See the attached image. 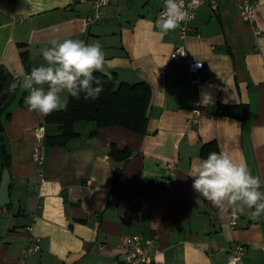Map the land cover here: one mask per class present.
<instances>
[{"label":"crops","instance_id":"obj_1","mask_svg":"<svg viewBox=\"0 0 264 264\" xmlns=\"http://www.w3.org/2000/svg\"><path fill=\"white\" fill-rule=\"evenodd\" d=\"M254 2L252 26L240 18L237 0L200 6L191 23L195 33L179 41L178 29L154 35L162 0H114L92 24L85 20L92 0H0V64L18 88L1 116L0 189L4 168L9 186L7 198L0 191V264H122L121 238L138 234L151 241L152 264H226L237 244L244 248L241 264H264V216L235 211L231 227L233 208L221 210L198 196L189 177L194 164L223 151L264 181V0ZM68 38L98 42L118 82L149 87L145 134L113 126L89 137L95 124L77 122L76 138L45 146V137L59 131L24 104L21 54L39 67L41 49ZM179 44L202 63L196 73L185 60L170 59ZM197 99L202 106L193 119ZM238 105L247 107L243 122L217 115L219 106ZM41 125L45 161L37 172L32 152ZM111 145L127 149V158H110ZM29 226L39 239L31 256Z\"/></svg>","mask_w":264,"mask_h":264},{"label":"clouds","instance_id":"obj_2","mask_svg":"<svg viewBox=\"0 0 264 264\" xmlns=\"http://www.w3.org/2000/svg\"><path fill=\"white\" fill-rule=\"evenodd\" d=\"M189 19L184 0H164V9L155 20L159 31L154 35L163 38ZM52 30L57 31V26L53 25ZM41 54L45 63L33 67L19 82L28 92L24 98L28 111L41 117L66 109L69 97L79 99L83 93L85 99H97L103 85L95 73L111 79L106 70L105 53L98 42L54 39L50 47L41 49ZM189 177L194 192L213 206L221 210L230 206L240 212L247 209L252 219L264 216V191L261 190L264 181L252 174L246 161L235 162L227 152L213 151L193 165Z\"/></svg>","mask_w":264,"mask_h":264},{"label":"trees","instance_id":"obj_3","mask_svg":"<svg viewBox=\"0 0 264 264\" xmlns=\"http://www.w3.org/2000/svg\"><path fill=\"white\" fill-rule=\"evenodd\" d=\"M21 60L27 73L33 67L30 66L26 53L21 54ZM111 76L95 73L96 78L102 81L103 91L97 99H85L82 93L79 99L68 98L67 107L64 110L54 111L45 117L46 124L56 125L59 131L58 135L45 137L46 147L65 146L66 143L78 136L74 131V124L77 122H93L96 129L88 135L92 137L96 130L101 128L119 126L136 134H145L147 127V109L151 98L149 87L143 83L127 84L118 82L117 76L113 72H108ZM15 81L10 72L0 64V95L9 91L10 96L3 107H0V131L1 116L9 102L14 99L18 93V88L11 87ZM247 113L245 105L238 106H219L217 115L236 117L244 121ZM44 146V147H45ZM209 145L204 146L202 155H206ZM207 149V150H206ZM129 151L124 149L119 151L114 145H111L108 156L115 161H123L127 158ZM1 160L6 167L9 163L8 157L2 149ZM118 175L116 170L113 185Z\"/></svg>","mask_w":264,"mask_h":264},{"label":"built area","instance_id":"obj_4","mask_svg":"<svg viewBox=\"0 0 264 264\" xmlns=\"http://www.w3.org/2000/svg\"><path fill=\"white\" fill-rule=\"evenodd\" d=\"M114 0H92V11L86 16V22L92 24L98 22L102 19L104 14V9L110 5ZM164 1V0H162ZM185 8L190 13V19L186 23H181L180 28H178V38L179 41H184L189 35L195 33V29L192 27L191 23L196 16V10L202 5H208L211 9H216L219 0H184ZM238 11L240 18L252 26L254 21V0H237ZM164 9V8H163ZM160 9L157 13L159 16ZM254 33L258 34L259 30L254 28ZM170 59L174 62H180L185 60L188 72L196 73L202 68V63L200 61L191 59L187 56L184 44L177 45L169 55ZM192 85L198 83V79H190L189 81ZM202 102L200 100H195L192 108L193 119L198 117L200 114V109ZM37 146L34 147L32 152V162L37 168V172H41L45 161V147L42 144L44 139V128L41 125L36 130ZM173 182V179H166L165 184L169 185ZM141 207L146 205V200L140 201ZM237 214L235 211L230 212V226L234 227L236 225ZM32 227L26 228V232L31 239V244L28 246L26 254L31 256L35 255L39 250V239L31 234ZM150 240L144 239L142 235H131L121 238L120 249L123 253L122 264H152L153 258L148 252V246L150 245ZM244 255V248L241 244L235 245L231 250V253L227 259L226 264H241L242 257Z\"/></svg>","mask_w":264,"mask_h":264},{"label":"water","instance_id":"obj_5","mask_svg":"<svg viewBox=\"0 0 264 264\" xmlns=\"http://www.w3.org/2000/svg\"><path fill=\"white\" fill-rule=\"evenodd\" d=\"M102 75H104L103 73H100ZM10 96L9 91H5L0 95V107H3L5 105V103L8 101ZM2 181H1V194H3V196H5L7 198V190H8V186H9V174H8V170L7 168L3 169L2 172Z\"/></svg>","mask_w":264,"mask_h":264}]
</instances>
